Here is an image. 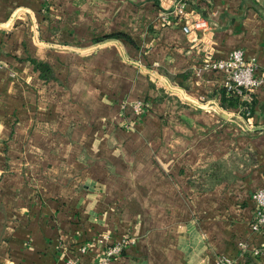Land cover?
<instances>
[{
    "label": "crops",
    "instance_id": "obj_1",
    "mask_svg": "<svg viewBox=\"0 0 264 264\" xmlns=\"http://www.w3.org/2000/svg\"><path fill=\"white\" fill-rule=\"evenodd\" d=\"M173 4L0 0V264L96 262L121 242L107 264H264V84L246 115L203 66L241 48L264 70V0L192 4L208 28L189 33ZM114 31L131 40L96 39ZM214 162L221 178L194 187Z\"/></svg>",
    "mask_w": 264,
    "mask_h": 264
},
{
    "label": "built area",
    "instance_id": "obj_2",
    "mask_svg": "<svg viewBox=\"0 0 264 264\" xmlns=\"http://www.w3.org/2000/svg\"><path fill=\"white\" fill-rule=\"evenodd\" d=\"M209 0H174L173 10L176 13L181 28L189 33L197 29H207L208 21L202 15H198L194 5L197 2H208ZM191 6V7H190ZM205 68H211L222 74V86L229 93L238 95L240 100H250L258 87L264 84V70H259L258 64L252 57L244 54L241 48H233L224 57L208 55L204 61ZM135 112H141L146 103L142 99H137L133 103ZM247 115H251V112ZM250 197L255 203L253 217L250 221V228L254 231L264 230V186L253 190ZM124 244L115 243L105 250L106 256L96 262L76 261L73 264H107L110 257L118 254ZM217 264H230L231 260L225 256L216 259Z\"/></svg>",
    "mask_w": 264,
    "mask_h": 264
},
{
    "label": "trees",
    "instance_id": "obj_3",
    "mask_svg": "<svg viewBox=\"0 0 264 264\" xmlns=\"http://www.w3.org/2000/svg\"><path fill=\"white\" fill-rule=\"evenodd\" d=\"M111 36H123L131 40V37L129 34H127L124 31H114L110 33H105L99 37H97V40L111 37ZM29 59L32 61L34 68L39 71L40 77H42L44 80H49L56 78L55 72L53 67L47 62L43 60L36 59L34 57H29ZM174 80L178 82L182 86H188V80L190 78V71L185 70L182 72H179L173 76ZM223 93L222 98L228 99L229 102H237L241 104V111L243 114L252 113L255 105V96L254 94L251 95L250 100H240V97L238 95H234L232 93H229V91L226 90V88L223 86ZM147 107V105L144 107V109ZM221 178V171H220V165L217 162H214L208 167L207 169L200 170L198 173L191 177V183L194 187L197 189H204L207 188L210 185H207L209 182L214 183L218 181V179Z\"/></svg>",
    "mask_w": 264,
    "mask_h": 264
}]
</instances>
